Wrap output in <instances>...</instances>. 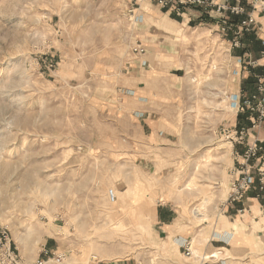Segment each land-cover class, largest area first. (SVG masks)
Masks as SVG:
<instances>
[{"label":"rangeland","instance_id":"obj_1","mask_svg":"<svg viewBox=\"0 0 264 264\" xmlns=\"http://www.w3.org/2000/svg\"><path fill=\"white\" fill-rule=\"evenodd\" d=\"M185 7L0 0V264H161L245 237L247 263L264 264V202L249 198L264 167L243 162L257 136L237 109L248 94H232L252 65L237 26Z\"/></svg>","mask_w":264,"mask_h":264},{"label":"crops","instance_id":"obj_2","mask_svg":"<svg viewBox=\"0 0 264 264\" xmlns=\"http://www.w3.org/2000/svg\"><path fill=\"white\" fill-rule=\"evenodd\" d=\"M148 1V0H145ZM233 3L235 2H241V4L243 6H245L247 8V10L254 16L255 20H256V25L254 27V29L252 31H247L242 33L241 40H242V45L243 48H241V50L244 51V53L242 54V56L244 57V59H248V62H246V65H252V68H256L257 65H262L264 66V57L261 56V48H262V44H261V40L264 39V10H261L259 7L254 8L253 5L251 4V0H231ZM186 8V7H185ZM188 10V13L190 15H194V17H196L198 19V21L200 23L202 22H210L212 24H217L218 25V30L221 32L222 31V25L220 23V19L219 16H217V14H215L214 12L213 15L211 14H207V12L204 9H197V8H186ZM161 12H165L164 14L167 16H174V18H178L179 17L177 15H181V14H177V12H175L173 9H163L161 8ZM186 13H182V15H185ZM213 16L212 17H209ZM216 15V16H215ZM228 21L229 23L232 25L230 28V31H233V28L236 26V22L238 21L239 17L238 16H233L231 14L228 15ZM171 18V17H170ZM190 19V18H189ZM260 67V66H259ZM258 67V68H259ZM261 69L255 71V76L257 77L259 74H264V67H260ZM250 74V71L248 70V74H245L243 76V79H241V81H239L238 87L237 89L232 93V94H240L242 92H244L245 94H248V92H246L245 90L243 91V84L242 81L247 78ZM242 84V85H241ZM242 87V88H241ZM242 91V92H241ZM255 136L259 137V138H263L264 137V125L260 126L258 129L255 130ZM250 196V195H249ZM250 200H257L261 202H264V192L261 194V196L257 197L256 193H252V196L249 197ZM260 199V200H259ZM166 209V208H165ZM164 208L160 209V222H162V226L163 228H166L167 230L172 229L173 226H176L174 221H167L165 218L166 217H162L166 216V210ZM235 208H232L230 211H234ZM174 223V225H173ZM230 221H229V227L230 228H234V225L236 224H232L230 226ZM241 224V223H239ZM223 226V232H226V228L225 226H228L226 223H222ZM162 231H165L164 229ZM169 233V235H167L166 241L164 242L167 246L170 245L171 243V238H174L175 243L177 245V248L180 249V245L185 241V238L181 235V234H177L176 232H174L173 234ZM173 235V236H172ZM226 235V234H225ZM223 233L220 234L221 236H225ZM236 237V236H235ZM234 237V238H235ZM238 237V236H237ZM246 239L241 240V242H239V244H237L236 246H232L230 243H227L228 246H220L219 244H217V247L212 246L208 244L211 240H206L203 244L202 247V253H203V259L202 258H198V259H193L191 258H187V257H183L181 251L179 250L178 252L176 251L177 249L174 250V254L171 258L166 259L165 263H161V264H252V262H248L246 257H247V253L249 252L250 248L249 246L246 245V242H248L247 237H245ZM236 240L233 239V241ZM220 242H222V244H224L223 241L219 240ZM213 248H221V250L223 248L227 249L226 251H218L217 253L220 255H224V257L222 258H217V255L214 256L213 253H209L207 254V251L210 252V250H212ZM215 253V252H214ZM208 256H210V258H207ZM222 259V260H221ZM97 264H140L137 262V260H135L134 258L131 257H126V258H120V259H113V260H107V261H98Z\"/></svg>","mask_w":264,"mask_h":264},{"label":"built area","instance_id":"obj_3","mask_svg":"<svg viewBox=\"0 0 264 264\" xmlns=\"http://www.w3.org/2000/svg\"><path fill=\"white\" fill-rule=\"evenodd\" d=\"M158 5L161 7L169 6L170 9H174L178 14H180V9L183 6H191L197 8H203L206 12L218 14L220 23L222 25L223 31H229L231 24L228 21L227 12L230 14L244 15L245 17L241 19L237 26L235 33L237 35H242V33L247 31H252L256 25V20L254 16L243 6L240 2L235 4L231 3V0H156ZM251 4L254 8L259 7L261 10H264V0H251ZM236 46H240V41L234 40ZM136 53H144L145 47L137 45L134 48ZM261 56L264 57V39L262 40V50ZM240 103L237 109L240 112H248V119L252 121V124L248 128H242V132L248 131L255 133V130L264 124V74L257 76V81L255 83V91L247 96H241L239 99ZM243 162L246 163V166L250 167V162L260 161L262 168L264 167V137L257 138L252 141L243 155L241 156ZM250 177L244 175L241 179L239 186L236 187V192L243 193L245 189L250 187ZM260 189L264 190V171L261 173L260 177ZM109 198L111 201L116 200V192L111 189L108 192ZM63 258L62 254L54 255L51 260L56 262H61ZM45 263V261H40V264Z\"/></svg>","mask_w":264,"mask_h":264},{"label":"trees","instance_id":"obj_4","mask_svg":"<svg viewBox=\"0 0 264 264\" xmlns=\"http://www.w3.org/2000/svg\"><path fill=\"white\" fill-rule=\"evenodd\" d=\"M238 21H239V19H238ZM261 50H262V48H261ZM238 53L243 54L244 51L240 50V52L238 51ZM256 68H257V70L261 69L260 67L259 68L256 67ZM256 68H249L250 74L247 78H245L243 80V91L245 90L246 92H248V94H251L252 92L255 91V83L257 81V77L255 76ZM259 75H261V74H259ZM248 114H249L248 112H244V113L239 114V117H241L242 120L244 119V121H246V120H248L247 119V117L249 116ZM249 124H250V121L248 122V124H245V126H243V127H249L250 126Z\"/></svg>","mask_w":264,"mask_h":264},{"label":"bare ground","instance_id":"obj_5","mask_svg":"<svg viewBox=\"0 0 264 264\" xmlns=\"http://www.w3.org/2000/svg\"><path fill=\"white\" fill-rule=\"evenodd\" d=\"M201 214V213H200Z\"/></svg>","mask_w":264,"mask_h":264}]
</instances>
